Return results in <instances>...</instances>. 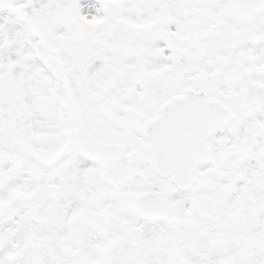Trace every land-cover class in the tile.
Returning <instances> with one entry per match:
<instances>
[{
	"label": "rangeland",
	"instance_id": "rangeland-1",
	"mask_svg": "<svg viewBox=\"0 0 264 264\" xmlns=\"http://www.w3.org/2000/svg\"><path fill=\"white\" fill-rule=\"evenodd\" d=\"M189 1L13 0L0 6V264H38L46 252L51 264H69L68 259L82 264V252H90L86 223L95 219L88 214L107 209L126 213L134 191L161 182L141 167L135 182L125 181L131 189L105 205L101 199L97 203L121 170L107 174L77 152V118L64 84L66 68L79 79L90 103L97 140L121 145L126 152L139 147L142 135L133 136L121 126V117L148 101L145 92L153 98L155 83L164 91L159 99L172 102L190 90H203L228 106L234 121L219 127L208 146L214 163L231 151L242 153L241 163L233 172L209 169L200 195L202 205L217 201L218 220L219 214L232 213L235 227L238 218L239 241L209 244V251L228 254L221 264H264V10L249 15L241 0H192V16ZM26 5L49 26L47 43L18 13ZM171 43L179 51L198 44L201 54L193 67L176 64V72L163 79L154 72L158 59L153 52L169 49ZM139 48L147 56H140ZM96 58L105 59L112 71L93 92L84 70ZM252 75L257 76L254 81ZM146 117H131L136 134ZM246 191L250 196L243 195ZM49 195H55L52 208L45 215L35 213L34 206ZM188 201L193 202L191 193L184 197ZM187 212L192 213L189 206ZM251 236L259 239L254 248Z\"/></svg>",
	"mask_w": 264,
	"mask_h": 264
},
{
	"label": "flooded vegetation",
	"instance_id": "flooded-vegetation-1",
	"mask_svg": "<svg viewBox=\"0 0 264 264\" xmlns=\"http://www.w3.org/2000/svg\"><path fill=\"white\" fill-rule=\"evenodd\" d=\"M189 2L191 6L187 13L188 15L194 16L193 2L192 0ZM182 4L186 5L184 2H182ZM241 5L248 9L247 13L249 15H254L252 6L247 0H241ZM156 32H159L158 28ZM160 37L163 38L162 36ZM176 47L174 43H171L169 49H160L158 53L153 52V55L158 59L157 64L153 66L155 68L154 72L162 74L163 79L166 78L165 75L171 70L172 72H176V68L179 67V64L181 66H186L180 58L181 51L177 50ZM145 50L146 49L139 48L138 51L140 52V56H147L144 52ZM169 52L171 53L170 55H172V59L175 61V63H172V67L168 62L169 56L166 55V53ZM151 64L153 63L151 62ZM193 66L194 64L190 65L189 68ZM110 71L112 70H109L108 74L111 73ZM192 73H196V71L192 70ZM107 75L102 79L98 89L105 84V79L108 77ZM178 77L179 76H176L174 79L177 80ZM85 82L87 85L86 78ZM175 84H178V82ZM160 86L161 85L155 83L150 88V94L153 98H150L149 94L145 92L143 98L145 100L148 99V101L139 103L136 108L126 109L125 111H128L129 114L121 117L125 121L121 126L129 127L133 136L142 135L141 144H139V147L131 149L128 152L121 146L119 162L116 167L107 174H112L117 170L121 171L118 174V178L109 182L106 186L108 190H106L104 194L102 193L100 198H97V203H99L101 199V205H105V202L125 192V189H131L132 184H129L127 187L125 183L126 179L130 178L135 182L136 176L138 177V175L141 174L138 173L140 170L139 168L143 167L142 171H145L147 175H156L158 180L161 181L158 184H149L148 188L143 191L153 192L164 198L173 209L175 216L183 222V225L177 226L164 221L144 220L140 218L133 208V201L137 194V192L134 191L131 194L128 203V211L126 213L118 215L119 213H110L112 209H107L97 212L92 211V213L88 214L89 217L91 216V218L95 219L89 220V222L86 223L87 228L85 234L89 240L87 248L90 249V252H82L84 256L82 264H139L140 262L142 264H221L225 257L227 259L228 254L219 255L216 252H210L209 250L211 248L208 245L219 244L222 240L225 242L227 241L228 244L239 241V237L237 236L238 232H240L238 218L235 217V222L237 223L235 227L231 224L234 222L232 213H221L219 214L221 219L218 220V213H215L217 201L210 200L208 206L204 203L202 205L201 199H203V202L205 199L200 195L204 190V183L209 169V171L217 172H233L235 169L221 170L217 167V162L203 165L197 170L196 181L189 191L178 188L176 185L172 184L169 179L162 178L155 172L153 156L148 141L143 134V128L150 120L161 117L166 106L171 103V100L159 99V94H163L164 92ZM87 87L93 92L96 91L88 85ZM88 104L90 106L89 101ZM133 105L134 104H132V106ZM119 108L122 109L120 106ZM113 110H115V108ZM130 115L133 120L135 115L147 116L144 119L143 126L138 128L137 134L135 128L133 130V126L130 125ZM96 165L103 169L101 165ZM210 165H212V167L209 168L208 166ZM256 171H262L259 164ZM252 175L251 173V176ZM189 193L193 196V202H184L185 195H189ZM249 193V191H246L243 195L250 196L251 193ZM256 200H260V198L256 197ZM188 206L192 213L187 212ZM113 211L117 210L114 209ZM123 211L124 209L121 210L120 213ZM189 219H192L191 224ZM246 222L247 219H243V227L247 225L245 224ZM255 239V236H251V243H249L251 248H254L255 242L259 241V239ZM262 248H264V245ZM242 259H244V254L241 256V260ZM68 260L69 264H73V259ZM138 260L140 262H138Z\"/></svg>",
	"mask_w": 264,
	"mask_h": 264
},
{
	"label": "water",
	"instance_id": "water-1",
	"mask_svg": "<svg viewBox=\"0 0 264 264\" xmlns=\"http://www.w3.org/2000/svg\"><path fill=\"white\" fill-rule=\"evenodd\" d=\"M12 1L0 0V5L9 6ZM248 1L254 6L255 11L264 8V0ZM19 14L31 25L37 37L43 43H47L51 31L32 7L28 5L21 8ZM199 53L200 48L197 45H190L181 53L180 58L186 64H190L196 61ZM107 72V62L104 59H94L84 72L87 84L92 89H97ZM64 79L77 117L75 146L82 155L102 164L106 171H110L119 159L120 147L96 141V121L82 93L79 81L69 70H65ZM233 118L228 108L217 101L207 100L204 91H188L184 97L175 100L166 107L161 118L151 120L144 129L158 174L170 179L171 183L180 188L191 187L196 166L211 161L206 140L218 126L230 124ZM240 159L239 152L225 153L218 167L231 169L240 162ZM54 202V196L44 199L35 207V212L39 215L47 213ZM135 209L143 218L164 219L182 226L169 206L161 198L149 192L136 196ZM50 262L49 253L41 258V264Z\"/></svg>",
	"mask_w": 264,
	"mask_h": 264
},
{
	"label": "bare ground",
	"instance_id": "bare-ground-1",
	"mask_svg": "<svg viewBox=\"0 0 264 264\" xmlns=\"http://www.w3.org/2000/svg\"><path fill=\"white\" fill-rule=\"evenodd\" d=\"M250 71V70H249ZM251 73H260L258 70H255L254 72L253 71H250ZM263 72V71H262ZM257 78V76L256 75H252L251 76V78H250V80H255Z\"/></svg>",
	"mask_w": 264,
	"mask_h": 264
}]
</instances>
